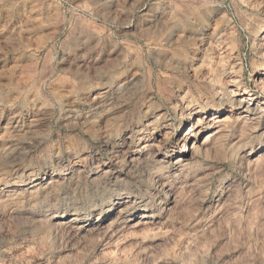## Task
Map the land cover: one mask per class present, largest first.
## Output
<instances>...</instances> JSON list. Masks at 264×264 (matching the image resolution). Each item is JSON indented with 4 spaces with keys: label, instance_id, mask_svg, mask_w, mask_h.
<instances>
[{
    "label": "rangeland",
    "instance_id": "obj_1",
    "mask_svg": "<svg viewBox=\"0 0 264 264\" xmlns=\"http://www.w3.org/2000/svg\"><path fill=\"white\" fill-rule=\"evenodd\" d=\"M0 264H264V0H0Z\"/></svg>",
    "mask_w": 264,
    "mask_h": 264
},
{
    "label": "bare ground",
    "instance_id": "obj_2",
    "mask_svg": "<svg viewBox=\"0 0 264 264\" xmlns=\"http://www.w3.org/2000/svg\"><path fill=\"white\" fill-rule=\"evenodd\" d=\"M198 121L201 122L202 124L205 123V121H202V120H200V119H199ZM218 132H219V130H218V129H215L214 131L210 132V133L206 136V139H207L208 137H212L213 135L217 134ZM191 148H193V146H192ZM20 185H24V183H21ZM76 220H77L76 218L72 219V221H76Z\"/></svg>",
    "mask_w": 264,
    "mask_h": 264
}]
</instances>
